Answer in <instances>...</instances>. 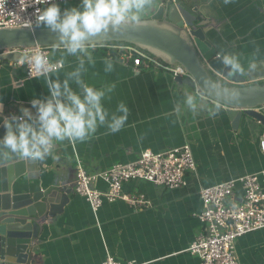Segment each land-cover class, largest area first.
<instances>
[{
  "label": "crops",
  "instance_id": "crops-1",
  "mask_svg": "<svg viewBox=\"0 0 264 264\" xmlns=\"http://www.w3.org/2000/svg\"><path fill=\"white\" fill-rule=\"evenodd\" d=\"M212 25L206 34L217 55H236L244 69L264 59V0H185ZM59 5L61 12L79 7L80 0ZM161 0H151L144 13L148 18ZM94 65L83 74L91 87L111 86L103 101L110 112L120 103L129 108L128 120L117 133L99 126L87 141L75 144L60 142L44 161L26 160V173L16 182L18 191L68 189L69 202L62 213L43 229L34 243L28 264H101L105 255L141 264H200L188 252L200 230L195 214L201 210L199 191L202 187L224 182L245 174L264 170V127L242 118L237 129L232 127L225 108L209 117L187 110L184 95L191 93L205 103L216 104L197 89L179 85L170 74L153 68L134 71L131 61L118 54H107L90 48ZM51 58L62 67L50 72L52 79L63 80L78 64L77 57L65 56L64 48L55 49ZM113 61V70L104 71V60ZM0 105L3 111L20 116L21 107L31 106L34 98L43 100L47 87L39 77L26 78L19 65H2ZM75 88V85H72ZM187 143L196 169L188 172L186 184L174 189L145 181L123 185L125 192H143L150 204L134 209L123 200L104 201L93 212L85 198L73 190L76 164L87 173L101 172L114 163L135 160L146 149L158 152ZM98 189L107 185L98 180ZM237 187V194H240ZM236 253L240 264H264V229L239 237Z\"/></svg>",
  "mask_w": 264,
  "mask_h": 264
},
{
  "label": "water",
  "instance_id": "water-1",
  "mask_svg": "<svg viewBox=\"0 0 264 264\" xmlns=\"http://www.w3.org/2000/svg\"><path fill=\"white\" fill-rule=\"evenodd\" d=\"M142 19V25L122 26L118 31L91 37L88 46L129 43L168 64H178L188 76L175 77L177 83L197 89L223 105L234 129L238 128L242 118L264 127V109H258L264 106V59L252 62L254 67L246 68L244 74L229 77L222 57L217 55L206 34V28L212 24L185 0H161L154 13ZM33 46L64 48L56 33L43 26L0 28V51ZM19 58V52L1 54L0 69ZM3 74L0 70V78ZM208 81L227 89V92L220 96L209 93L204 87ZM233 92L237 94L235 99L225 98ZM26 108L35 115V109ZM11 116L6 110L0 116V137L5 134L3 118ZM0 151H5L3 145H0ZM25 173L26 159L16 155L0 158V264H28L43 224L60 215L70 200V191L59 186L18 191L16 182Z\"/></svg>",
  "mask_w": 264,
  "mask_h": 264
},
{
  "label": "built area",
  "instance_id": "built-area-1",
  "mask_svg": "<svg viewBox=\"0 0 264 264\" xmlns=\"http://www.w3.org/2000/svg\"><path fill=\"white\" fill-rule=\"evenodd\" d=\"M74 1L79 0H52L58 5ZM34 4L35 0H0V28L28 27L26 25L29 21L35 26V8L47 5ZM89 47L105 49L104 52L108 55L118 54L123 61H131L136 72L145 67L162 70L172 77L188 76L182 66L168 64L133 44L108 42ZM55 49L60 48H14L0 51V55L19 52L20 58L9 64L22 66L25 77L34 78L40 76L32 63L36 55L46 59L45 67L49 72L62 67L61 61L51 58ZM258 109L263 110L264 106ZM260 148L264 151V141L260 142ZM195 169V159L187 143L158 152L146 149L133 161L114 163L108 169L96 173H87L78 161L73 190L76 195L85 198L93 212H96L104 201L116 200H123L134 209H142L150 204L145 194L136 191L125 192L124 184L145 181L174 189L184 186L188 172ZM98 180L107 185L105 190L95 186ZM238 186L241 189L239 195L236 191ZM199 197L202 207L195 216L200 230L190 243L188 252L197 256L200 264H240L236 253V240L245 234L264 229V170L202 187ZM101 264L141 263L135 260L122 261L106 254Z\"/></svg>",
  "mask_w": 264,
  "mask_h": 264
},
{
  "label": "clouds",
  "instance_id": "clouds-1",
  "mask_svg": "<svg viewBox=\"0 0 264 264\" xmlns=\"http://www.w3.org/2000/svg\"><path fill=\"white\" fill-rule=\"evenodd\" d=\"M34 5H47L35 8V26H43L56 33L64 46V55L77 57L78 64L63 80L52 79L53 75L45 67L46 59L41 55L33 58L32 63L48 94L43 100L34 98L30 101L35 115L28 108L21 107L20 116L3 118L5 134L0 137V145L5 151H0V158L16 155L26 160L44 161L60 142L83 143L96 133L99 126H106L111 134L124 127L129 114L127 105L120 103L114 112H110L103 103L112 92V87H91L83 79L88 70L86 65L95 63L87 42L91 37L118 31L122 26L142 25V17L151 7V0H80L79 7L63 12L52 0H35ZM26 26L32 27L31 21ZM221 61L228 69L229 77L244 74L245 69L236 55L225 54ZM112 70L113 61L105 59L104 71L108 73ZM204 87L215 96L227 92V89H221L211 81L206 82ZM236 96L233 92L225 98L235 99ZM183 104L193 116L206 111L209 117H213L221 108L220 103L210 105L191 93L184 95ZM0 116H3L2 105Z\"/></svg>",
  "mask_w": 264,
  "mask_h": 264
},
{
  "label": "trees",
  "instance_id": "trees-1",
  "mask_svg": "<svg viewBox=\"0 0 264 264\" xmlns=\"http://www.w3.org/2000/svg\"><path fill=\"white\" fill-rule=\"evenodd\" d=\"M113 43H120V42H113ZM100 50H102L104 52L105 49H100Z\"/></svg>",
  "mask_w": 264,
  "mask_h": 264
},
{
  "label": "rangeland",
  "instance_id": "rangeland-1",
  "mask_svg": "<svg viewBox=\"0 0 264 264\" xmlns=\"http://www.w3.org/2000/svg\"><path fill=\"white\" fill-rule=\"evenodd\" d=\"M74 4H76V3H75V2H72L71 6L74 5ZM62 12H63V11H62ZM191 89H192V88H191Z\"/></svg>",
  "mask_w": 264,
  "mask_h": 264
}]
</instances>
